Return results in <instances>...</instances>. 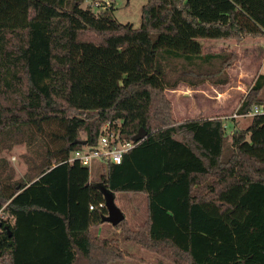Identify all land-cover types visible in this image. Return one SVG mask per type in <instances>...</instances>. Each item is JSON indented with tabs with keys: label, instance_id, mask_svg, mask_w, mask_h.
I'll list each match as a JSON object with an SVG mask.
<instances>
[{
	"label": "trees",
	"instance_id": "1",
	"mask_svg": "<svg viewBox=\"0 0 264 264\" xmlns=\"http://www.w3.org/2000/svg\"><path fill=\"white\" fill-rule=\"evenodd\" d=\"M83 2L0 0V152L23 144L33 155L18 178L0 157V264L124 259L117 238L93 230L107 215L102 189L144 194L146 218L114 227L171 264H264V114L228 134L220 116L176 121L165 93L226 65L197 37L264 33V0H145L138 27L114 17L113 0L96 12ZM72 42L143 47L155 81L94 89L72 71ZM263 85L260 73L237 114L263 109ZM107 122L124 140L140 126L147 135L91 180L66 159L83 146L76 140L95 145Z\"/></svg>",
	"mask_w": 264,
	"mask_h": 264
},
{
	"label": "rangeland",
	"instance_id": "2",
	"mask_svg": "<svg viewBox=\"0 0 264 264\" xmlns=\"http://www.w3.org/2000/svg\"><path fill=\"white\" fill-rule=\"evenodd\" d=\"M144 2L145 0H113V15L119 22L129 23L133 27H138L140 24L141 6ZM88 3L89 1L84 0L82 5L84 6ZM92 9L95 12L98 11L96 8ZM196 41L199 43L202 54L222 53L227 56V63L221 67V72L217 71L218 66L217 69L208 68L207 72H210L203 76L194 77V79H197V84L192 88L180 84L175 89H165V93L172 105L173 118L176 121H182L191 118L220 116L224 120L228 134L234 129L246 128L251 124L254 116L248 114L239 115L236 109L241 99L249 92L256 76L260 73L264 74V33L245 34L241 38L197 37ZM129 46L139 49L135 45ZM80 49L85 55L90 54L92 56L90 58L91 60L93 59V64L96 62L103 63L105 65L104 70L107 71L94 65L85 64L84 66ZM133 51L132 56L127 59L128 62L124 58L120 60L124 64L121 68H127L129 71L127 77L121 82L138 77L150 78L155 81L154 73H151L153 74L152 76H147L148 73L146 71V68H152V54L148 52L150 58L148 57L145 61L141 59L138 62L139 66H137V60L134 57L137 54V50ZM119 56H122V54H117V57ZM111 57L116 56L112 55L110 50L100 48L84 49V47L74 42L71 44L72 71L77 78L82 69L89 72L91 77L95 76L96 78L97 75L94 74H102L104 72L101 77L106 78V75H110L109 72L112 73L109 67H112L114 60L118 61L117 58L110 61ZM220 77H225L226 81L224 83L219 82L218 78ZM259 98L264 106V85L259 93ZM46 140L48 141V138ZM0 157H5L8 163L14 167L15 177L18 178L26 171L30 160L29 157L33 158V155L32 151L30 152L23 144H15L10 150L4 148L0 152ZM101 167L102 164L99 160L91 164V180H96L99 177ZM220 186L222 185L218 184L216 189H219ZM113 200L131 227L140 224L146 218L144 194L115 192ZM5 216L3 212H0V217L5 218ZM93 230L99 233L98 235L100 236L117 238L119 246L127 253L124 259L111 261L106 264H171L158 254L145 250L136 243L124 239L118 232H115V227L106 220L99 226L94 227Z\"/></svg>",
	"mask_w": 264,
	"mask_h": 264
},
{
	"label": "built area",
	"instance_id": "3",
	"mask_svg": "<svg viewBox=\"0 0 264 264\" xmlns=\"http://www.w3.org/2000/svg\"><path fill=\"white\" fill-rule=\"evenodd\" d=\"M87 1L91 2L93 8L98 10L103 9L105 5L109 4V0ZM247 114H264V110L261 107L254 105ZM114 123L119 127L120 124L118 121H115ZM134 144L135 142L132 139L124 140L120 138L119 129L112 127L111 123L107 122L102 126L95 145L90 146L84 144L80 149L70 151L66 161L72 162L78 160L82 165L87 166L89 170L91 164L96 160H99L101 164L107 162L118 164L121 161L122 154L132 148ZM89 208L91 209L92 206H89Z\"/></svg>",
	"mask_w": 264,
	"mask_h": 264
},
{
	"label": "crops",
	"instance_id": "4",
	"mask_svg": "<svg viewBox=\"0 0 264 264\" xmlns=\"http://www.w3.org/2000/svg\"><path fill=\"white\" fill-rule=\"evenodd\" d=\"M91 48H97V47L94 46ZM98 48H101V47H98ZM134 48H131V46L118 48V49H120L121 52L118 50L114 51V49L113 50L110 49L111 54L116 56V57H111L110 61H113V59H116V58L118 61L114 60V64L112 63V67H109L110 71L112 73L109 72L110 75L109 76L106 75V78L101 77L104 72L102 74H94V75H97V78H96L95 76L91 77V74L87 71H84V69H82L80 72L81 76L83 77L84 81L89 83L94 89L105 90L109 86H110V88H112V87H116V86L121 85L123 83L121 81L124 80L125 77H127L129 71L127 68H121L124 64H122L123 61H120V60H123V58H124L127 61L129 56H132V54L134 53L133 50H137V52H136L137 54H136V56H134L137 60V64H138V62L141 61V59L142 60L144 59V61H145V59H147L148 57L150 58V55L148 54V52H145L146 49L144 51L143 47H138L139 49H134ZM113 51H114V53H113ZM80 53L82 55L81 58L83 60L82 62H84V66H85V64H88L90 66L94 65L98 68L100 67V69L103 68L102 70H104L105 65L103 63L96 62L95 64H93L94 61H92L93 59L91 60L90 57H92V56H90V54L85 55L84 52L82 51V49H80ZM119 53H121L123 56L117 57V54H119ZM151 61L153 62V58L151 59ZM97 65H100V66H97ZM137 66H139V64ZM104 71H107V70H104ZM146 71L148 74L153 73L151 67L146 68ZM110 88H108V89H110ZM100 229H102V228H100ZM115 232H118V230L116 229ZM96 234H99V233H96Z\"/></svg>",
	"mask_w": 264,
	"mask_h": 264
},
{
	"label": "water",
	"instance_id": "5",
	"mask_svg": "<svg viewBox=\"0 0 264 264\" xmlns=\"http://www.w3.org/2000/svg\"><path fill=\"white\" fill-rule=\"evenodd\" d=\"M146 135H147V130L143 126H140L137 132L132 136V140L134 142H138L142 140ZM76 141L80 144H83V145L85 144V140H76ZM102 190H103L104 199H105L104 206L107 209V215L105 217V220L114 226L123 220L124 214L115 204L113 200V193L106 191L104 189Z\"/></svg>",
	"mask_w": 264,
	"mask_h": 264
}]
</instances>
